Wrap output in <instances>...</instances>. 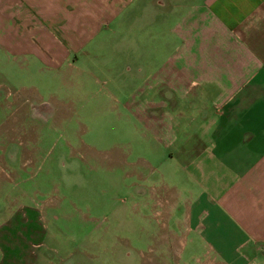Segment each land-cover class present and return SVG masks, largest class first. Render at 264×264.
<instances>
[{"label": "crops", "instance_id": "0c3cea01", "mask_svg": "<svg viewBox=\"0 0 264 264\" xmlns=\"http://www.w3.org/2000/svg\"><path fill=\"white\" fill-rule=\"evenodd\" d=\"M110 38L127 61L145 53L149 66L144 79L157 98L145 125L181 180L169 188V216L181 214L170 219L181 232L176 263L191 255L250 263L264 248V0H0L8 75L59 70L72 53L75 62L93 44L94 55ZM36 214L0 209V264L49 262L39 254L29 262L6 240ZM192 248L200 252L182 259Z\"/></svg>", "mask_w": 264, "mask_h": 264}, {"label": "rangeland", "instance_id": "374dc122", "mask_svg": "<svg viewBox=\"0 0 264 264\" xmlns=\"http://www.w3.org/2000/svg\"><path fill=\"white\" fill-rule=\"evenodd\" d=\"M117 45L110 38L94 55L93 44L75 62L72 53L59 70L18 77L0 58V209L37 213L6 240L29 262L39 254L47 264H211L191 260L199 248L176 263L181 247L172 241L181 232L170 219L181 214L169 216V188L181 180L145 125L157 98L144 79L145 53L127 61ZM20 92L28 98H14ZM252 254L248 264H264V248Z\"/></svg>", "mask_w": 264, "mask_h": 264}, {"label": "flooded vegetation", "instance_id": "af4514ba", "mask_svg": "<svg viewBox=\"0 0 264 264\" xmlns=\"http://www.w3.org/2000/svg\"><path fill=\"white\" fill-rule=\"evenodd\" d=\"M31 112H32V114H35L36 116H43V111H42V109H41V107L40 106H38V107H35V106H32V108H31Z\"/></svg>", "mask_w": 264, "mask_h": 264}]
</instances>
